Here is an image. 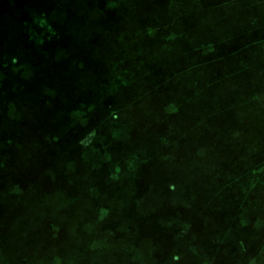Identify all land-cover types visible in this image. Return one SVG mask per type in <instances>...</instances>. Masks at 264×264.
<instances>
[{
    "label": "rangeland",
    "instance_id": "rangeland-1",
    "mask_svg": "<svg viewBox=\"0 0 264 264\" xmlns=\"http://www.w3.org/2000/svg\"><path fill=\"white\" fill-rule=\"evenodd\" d=\"M98 1L0 0V48L19 47L28 34H35L42 37L39 45L51 60L40 62L31 54L27 61L32 71L28 81L36 83L35 91L43 85L51 95L44 98L46 108L40 98L34 101L36 118L38 113L55 118L61 101L67 114L60 122L62 131L54 129L67 138L87 132L91 148L81 145L78 150L86 163L90 158L94 166L104 168L121 158L123 170L134 168V176L123 178L128 201L133 193L139 198L134 211H126L130 228H137L133 213H166L168 221L159 223L168 234L164 249L182 253L179 264H208L210 250H218L227 262L254 264V258L245 259L248 247L238 248L242 260L236 261L234 253L239 233L245 241L249 232L264 231V30L254 26L259 18L264 21V5L240 14L245 17L241 27L236 21L214 20L210 25L217 29H188L186 15L171 23L166 13L132 10L139 20L137 14L127 13L128 21L113 30L106 16L97 22L96 11L87 10V4ZM164 1L177 3L175 9L196 6L195 0ZM131 19L138 22L130 24ZM239 30L233 38L232 32ZM57 42L62 49L70 44L67 66H62V57L53 58ZM88 43L95 45V55L99 53L95 65L84 76L67 78L72 69L77 75L88 68L86 57L76 62L73 55ZM109 49L115 56L109 57ZM77 111L84 123L69 119V113ZM51 132L48 128L43 137ZM152 141L162 145L146 158L141 148L148 149ZM60 142H50L48 150ZM146 171L154 175L151 181L139 177ZM161 182L172 194L159 187ZM133 236L138 237L132 234L122 241L136 261L141 254L139 247L137 252L133 248ZM164 237H153L151 243ZM255 250L260 254L255 246L248 253Z\"/></svg>",
    "mask_w": 264,
    "mask_h": 264
},
{
    "label": "crops",
    "instance_id": "crops-1",
    "mask_svg": "<svg viewBox=\"0 0 264 264\" xmlns=\"http://www.w3.org/2000/svg\"><path fill=\"white\" fill-rule=\"evenodd\" d=\"M195 1L196 6L190 4L194 10L175 9L174 6L177 3L172 2V6H170V3L164 0H100L87 4V10L90 12L91 10L96 11L97 22H100L106 16L113 30H120L123 27L121 25L128 21L127 13L137 14L138 20L140 18L138 13L145 15L157 13L159 16L166 13L167 21H171V23L176 22L175 18L177 16L180 19L186 15L185 21L189 20L190 24L188 29L198 30L204 28V30L210 31L217 29L216 26L210 25L214 20H220L219 24H229L236 21L237 25L241 27L245 17L240 18V14L250 12L254 8L264 5V0ZM147 3L149 5L145 9L144 4ZM73 5L76 6V3L73 2ZM132 5H139V8L132 9ZM98 9L101 12L98 13ZM129 9L131 12H126ZM132 10H138V13ZM235 15L237 17H234ZM151 17L154 18L155 16ZM148 18L150 17L148 16ZM138 20L131 19L130 24H135ZM150 21L149 23H151ZM204 21L206 22L204 23ZM257 23L254 24L255 30L262 29L263 31L264 21L259 18ZM199 24L207 25L198 26ZM241 31L232 32L231 36L235 38ZM79 42V40H76V43ZM115 42L116 40H114ZM12 44L15 45L14 42ZM21 44L19 47L12 46L11 48H7L8 50L0 48V73L2 75V77L0 76V80L4 78V75L10 81L8 87L3 86V84L0 86V223L4 224V229H0V247L4 243L7 247H9L8 244L13 246L21 237L25 243V248L31 253H35L36 250H40L41 248L45 252L54 251L55 248L52 245L47 246L43 244L40 247L39 238L43 236L45 239H48L51 234H61L59 236L61 239L64 237V233L70 232L73 228L71 224L74 223L73 217H70V214L61 215L58 218H54L57 222L56 224H59L53 231L50 229V223L53 222V219L42 212L48 205V195L60 192L65 194L63 200L66 202V205L70 206L74 202H79L85 207L91 206V210H88L84 214L83 219H81L84 221V224H76V228L89 226L81 234L84 239L92 241L91 243L100 244L96 248L97 250L94 251L97 252V256L99 255V260L101 258L100 254L104 255L103 260H100V264H117V262L131 264V258L127 253L126 247L123 245V241L125 242L132 234L138 236H133V248L137 252L136 249L139 247L140 251L137 253L141 254V258L145 257L146 264H166L170 259V254L173 252L171 247L164 249L168 241V234L159 229L161 220L163 222L164 220L168 221L166 213L164 212L165 215H162L153 210V212L149 213L140 211L139 213L131 214L132 222H135L137 228H130L133 224L127 220L128 213L126 211L129 209L134 211V208L137 207V204H134V202L138 201L139 198L133 197L129 203L126 194L129 190L124 185L123 178L128 173L134 176V168H124L123 170L120 166L121 158H118L117 161L111 160L107 167L102 165L104 168L99 167L101 164H98L97 167L94 166L90 158L87 159L90 164L86 163L85 158L82 157V153L78 150H80L81 145L86 149L91 148L88 134L84 132L82 133V137L71 136L67 138L64 136L65 134L60 132L63 126L60 123L62 122V116L65 117V114H67V105H63L61 101H58L57 105L59 108H56V111H54L55 118L39 113L36 118V107L33 106L34 101L40 98V103H42L43 108H46L47 102L44 101V98H51V95L42 90L45 88L43 85H40L42 88L40 91H35L37 87L36 83H33L32 79L30 82L28 81L32 76V71L27 61H29L31 54L33 59L40 62H47L50 59H48V53H38V50H34L29 40L27 42L23 40ZM112 55L115 56V50L109 49V57ZM26 58L27 60H24ZM82 59L83 56L77 54L75 61L78 62ZM17 61H20V65L15 64ZM61 61L62 66H67V59L61 58ZM95 61L94 57L88 68L82 71L78 70L77 75L73 74L75 69H72L69 71L67 78L73 79L74 77L84 76V73L88 72V69L92 65H95ZM16 75L19 76V79H16ZM33 77L35 78L36 76ZM52 95H56V93L53 92ZM58 95L57 100L61 96L60 94ZM157 98H160V101H162L161 96ZM69 119L78 120L77 124L80 121L85 122V118L79 111L75 115H72V112L69 113ZM57 126L60 128V131H57L59 129H54ZM48 128H51V134L48 137H43ZM58 139H61L60 145L52 146L48 150L50 147L49 143ZM5 142L8 143L6 147L3 144ZM110 143L113 144V142ZM160 145H162V142L152 141L148 149L145 147L141 148V155L149 158L153 153L159 152L158 146ZM148 173V171L146 173L142 172V175H139V177H144L147 182L151 181L154 175ZM102 179H108V182L104 184L101 181ZM159 187L165 192H171L166 189L167 185L164 182H161ZM131 191L134 192L136 189H132ZM137 191L139 193V189ZM3 196L6 201L11 197L14 202L12 205H19L18 209L24 212L21 215L17 212L1 215V207L6 205L4 204ZM124 202H127V204ZM129 204L131 205L130 208L128 207ZM20 222L27 223V231H24L25 229L20 227ZM60 224H64L65 227L59 229L58 226ZM36 230L38 233L35 234ZM79 232L80 229L78 230ZM156 236L160 238L165 237L162 242L160 238H157L156 243H151L153 237L156 238ZM239 236V239H236V243H238L236 246L237 252L235 249L234 253L236 261L243 259L242 254H240L241 250L238 249L242 245L249 249L255 246L260 249L261 253L264 245V231L262 229H259V233H256L255 230L249 232L246 235L245 241L241 238V233H239ZM248 250H245L247 253L245 259H256L259 252L257 253V250H255L256 252L252 251L249 254ZM206 255L208 264H235L233 261L227 262L224 260V256L218 250L215 252L210 250Z\"/></svg>",
    "mask_w": 264,
    "mask_h": 264
},
{
    "label": "trees",
    "instance_id": "trees-1",
    "mask_svg": "<svg viewBox=\"0 0 264 264\" xmlns=\"http://www.w3.org/2000/svg\"><path fill=\"white\" fill-rule=\"evenodd\" d=\"M79 29V28H78ZM83 32V31H81ZM83 34V33H82ZM79 36V30L78 33L76 34V37ZM40 41H37L36 39H39ZM30 41L32 48L34 50H38V53H48L47 49H44L43 46H40L42 41V37L36 36L35 34L31 35L28 34L27 38L25 41ZM79 41H82L84 39H77ZM60 45V46H59ZM66 45V44H65ZM65 45H63L65 47ZM70 45V44H69ZM69 45H67V48L63 47L61 48V44L57 42L58 49L56 52H54V58L57 57H62L63 59H67L70 56L69 52ZM35 46V47H34ZM92 43H88L86 47H81V53L80 55L83 57H86V61L88 65L92 63V60L94 57L99 56V53L95 55L93 53L91 47H94ZM85 48V49H84ZM61 52V53H60ZM78 54V50L75 54ZM60 55V56H59ZM72 55V56H73ZM88 58V59H87ZM91 62V63H90ZM0 76L2 77L1 73ZM4 78L0 80V86L3 84V86L8 87L10 84V81L6 76L3 75ZM5 79V80H4ZM4 96H6L4 94ZM134 192H138L137 190ZM127 194V193H126ZM63 197H65L64 193L57 192L55 194L48 195L49 201L48 205L43 209L42 212L47 214L48 216H51V219H53V222L50 223V229L54 231L56 226L59 224H56V220L54 218H58L61 215L65 214H70V217H73L74 223L71 224V227H73L70 232L64 233V237L61 239L59 236L61 235H50L48 239H45V237H40L39 238V245L40 247L43 244H46L47 246L52 245L55 249L54 251L50 252H45L42 250H36L34 252L28 251V249L25 248V243L21 237L18 239V242H15L13 246L8 244L9 247L4 243L2 247H0V264H100V260H103L104 255H101V258L99 260L97 256V252H94L97 250L96 248L99 247V243H91L92 241H88L84 239L83 235L81 232L85 229H87L89 226H82V227H77L76 224H84L83 219L84 214L90 209L91 206H83L79 202H74L72 204L66 205V202L63 200ZM130 197H134V193L130 194ZM4 198V196H3ZM131 199L129 198V203ZM13 199L8 198L6 201L4 198V204L1 208V215L3 214H10L11 212H17L18 214H22L24 211H21V209H18L19 205H12ZM127 204V202H124ZM12 205V206H11ZM85 208V209H84ZM88 208V209H87ZM43 214V213H42ZM79 217V218H78ZM81 220V221H79ZM5 221V220H4ZM76 221V222H75ZM79 221V222H77ZM20 227L22 229H25L24 231H27V223L26 222H20ZM24 223V224H23ZM66 225V223H64ZM64 224H60L58 226L59 229H63L65 226ZM23 226V227H22ZM0 229H4V224L1 222L0 223ZM80 229V232L78 233V230ZM38 233V231H35V234ZM95 248V249H94ZM91 251V252H90ZM183 254L180 252H175L173 251L170 254V259L167 261L166 264H179L178 261L181 259V256ZM264 259V245L262 248V251L260 254L257 255V258L254 259V264H260L261 261ZM133 258L130 259L131 264H146L145 262V257L140 258L138 260H134ZM258 260V261H257ZM99 262V263H98ZM169 262V263H168ZM117 264H123V263H118Z\"/></svg>",
    "mask_w": 264,
    "mask_h": 264
}]
</instances>
